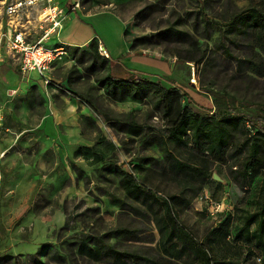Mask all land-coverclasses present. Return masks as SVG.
I'll list each match as a JSON object with an SVG mask.
<instances>
[{
    "label": "rangeland",
    "instance_id": "1",
    "mask_svg": "<svg viewBox=\"0 0 264 264\" xmlns=\"http://www.w3.org/2000/svg\"><path fill=\"white\" fill-rule=\"evenodd\" d=\"M249 4L250 0H0V264H113L79 251L87 236L109 232L111 242L123 250L170 258L159 245L153 212L142 203H135L137 209L124 203L127 196L117 175L96 162L85 146L104 151L161 198L185 196L175 199L173 206L192 235L212 248L214 264H264V239L254 236L256 221L249 223L264 203V166L246 186L232 173L244 159L245 153L236 148L244 137L234 140L226 162L215 161L191 143L170 139L151 96L143 101L106 100L112 118L107 119L67 89L65 76L76 66L80 73L75 74L83 76L81 84L87 80L79 63L81 52L75 51L84 45L59 38L75 17L94 25L118 57L126 49L118 32L122 28L131 51L134 44V53L172 64L169 76L139 71L183 90L199 108L213 110L212 89L264 105V76L238 71L236 61L220 47L229 44L226 23ZM17 35L27 43L43 40L49 48H65L66 54L51 67L49 83L37 71L21 72L20 57L11 49ZM143 36L145 43L136 40ZM242 38L232 46L237 57L250 53ZM204 51L209 58L192 63L193 80L194 67L178 55ZM130 112L143 126L140 134L121 124L119 118L128 121ZM248 112L261 115L255 108ZM248 126L243 122L244 130ZM168 151L211 175L178 170ZM227 220L230 235L223 241L218 230ZM173 264L192 261L183 257L173 259Z\"/></svg>",
    "mask_w": 264,
    "mask_h": 264
},
{
    "label": "trees",
    "instance_id": "2",
    "mask_svg": "<svg viewBox=\"0 0 264 264\" xmlns=\"http://www.w3.org/2000/svg\"><path fill=\"white\" fill-rule=\"evenodd\" d=\"M226 25V33L231 36L228 38L229 44H220L221 49L236 61L238 71H250L264 76V0H250L248 7L235 14ZM239 36L247 42L250 50L247 57H237L233 52L232 46L237 45ZM99 40L96 37L84 46L75 48V51L81 52L79 63L83 65L87 79L81 84L79 79L83 76L76 75L80 73L77 66L65 76L67 89L75 97L81 98L96 113L112 119L105 105L106 100L133 98L143 101L151 96L154 107L162 112L166 120L171 140L183 144L191 143L197 152H207L213 160L226 162L230 149L234 147V140L244 137L243 142L237 144L236 148L238 153H245V156L242 162L235 164L233 177L241 186H246L248 180L259 173L264 166L263 104L241 101L227 92L212 89L210 93L213 96V110H204L183 90L166 86L161 80L154 81L140 71L128 68L119 60L114 61L101 55ZM136 40L145 43L146 37ZM132 49L134 50L128 54L134 53V44ZM208 58L206 51L178 55V60L188 63L207 62ZM185 98L187 104L184 103ZM251 108L258 109L262 116L248 112ZM127 117L128 121L119 118L121 124H128L131 133L140 134L143 126L136 121L135 113L130 112ZM243 122L245 126L249 125L245 130ZM85 149L91 152L96 162L104 163L106 168H111L117 175L127 196L124 203L132 209L138 208L135 203H142L153 212L160 232L159 245L162 252L170 258L123 250L111 242V232L102 236H87L79 246L82 255L94 260H111L113 264H173V259L179 260L183 257L191 259L192 264L215 263L212 248L198 241L179 220V210L174 208L173 203L175 199L181 200L185 196L175 194L170 198H161L157 193L146 190L135 173L108 159L104 151L97 150L95 146H85ZM167 156L178 170L191 171L201 177L211 175L197 166L181 161L171 151H168ZM191 199L192 197L187 200L186 205L191 203ZM254 221L257 224L254 236L261 241L264 239V203L249 223ZM229 222L227 220L218 230L223 241H227L230 235Z\"/></svg>",
    "mask_w": 264,
    "mask_h": 264
},
{
    "label": "crops",
    "instance_id": "3",
    "mask_svg": "<svg viewBox=\"0 0 264 264\" xmlns=\"http://www.w3.org/2000/svg\"><path fill=\"white\" fill-rule=\"evenodd\" d=\"M119 32V36L123 41L124 49L123 53L116 57L110 53L109 47L104 42V39L98 37V29L91 23L80 21L78 18L70 19L64 30L60 33V40L64 43L71 45H85L89 43L95 36L103 41V45L107 48L110 58L119 60L124 63L128 68L134 70H143L153 73L155 76H169L171 75L172 64L163 59L149 58L147 55L131 53L130 43L123 37L122 28Z\"/></svg>",
    "mask_w": 264,
    "mask_h": 264
},
{
    "label": "built area",
    "instance_id": "4",
    "mask_svg": "<svg viewBox=\"0 0 264 264\" xmlns=\"http://www.w3.org/2000/svg\"><path fill=\"white\" fill-rule=\"evenodd\" d=\"M52 1V0H49ZM60 25L61 22H57ZM62 25V24H61ZM20 57V69L25 75H29L33 71L39 72L46 83H49L51 67L57 57L66 54V50L63 46L56 48L47 47L43 40L37 41L36 43L25 42L22 35H17L11 48ZM99 51L101 55L110 57L107 48L103 45L102 41L99 40ZM176 57L174 60L176 61ZM192 65V63L190 64ZM194 67V65H192ZM195 67L192 70L193 80H195ZM203 196H200L202 199Z\"/></svg>",
    "mask_w": 264,
    "mask_h": 264
},
{
    "label": "bare ground",
    "instance_id": "5",
    "mask_svg": "<svg viewBox=\"0 0 264 264\" xmlns=\"http://www.w3.org/2000/svg\"><path fill=\"white\" fill-rule=\"evenodd\" d=\"M58 24V23H57Z\"/></svg>",
    "mask_w": 264,
    "mask_h": 264
}]
</instances>
